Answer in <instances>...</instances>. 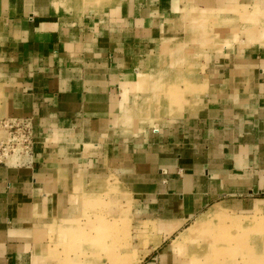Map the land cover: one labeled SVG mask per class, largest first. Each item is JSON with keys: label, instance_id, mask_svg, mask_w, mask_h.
<instances>
[{"label": "crops", "instance_id": "0c3cea01", "mask_svg": "<svg viewBox=\"0 0 264 264\" xmlns=\"http://www.w3.org/2000/svg\"><path fill=\"white\" fill-rule=\"evenodd\" d=\"M237 8L264 24V0H0L1 115L33 134L0 161V264H192V221L264 210V28L179 46ZM179 50L197 93L175 102Z\"/></svg>", "mask_w": 264, "mask_h": 264}, {"label": "rangeland", "instance_id": "374dc122", "mask_svg": "<svg viewBox=\"0 0 264 264\" xmlns=\"http://www.w3.org/2000/svg\"><path fill=\"white\" fill-rule=\"evenodd\" d=\"M221 17L224 19H222L219 24L206 25V39L201 45L198 44L197 40V25H194L191 26V28H194L189 29L191 35L194 33L193 38L184 39L185 45L179 44V46H184L186 49L189 47L190 50H197L198 48L220 50L229 46H245L247 43L250 45L252 40L245 37L248 35V32H251L253 28L256 29V27L259 30L264 28V24L261 23V16L255 15L254 21L256 20L257 23H252L251 21L253 19L247 16L245 8H237L235 11H232V13H224ZM171 58L175 67L174 84L177 83L173 93L175 92L174 95L178 97V99H174V101H181L182 97L187 96V94L191 99L194 94L197 93V89H193L186 85L184 86L183 81H181V73L182 68L188 61L191 62L195 60V63H197V57L190 56L189 58L182 50H179ZM178 69H180V71H177ZM190 74L192 75V72ZM196 74L195 72V77L197 76ZM174 95L172 96L173 98ZM1 99L0 94V161L7 158L22 161V159L27 158L29 155L22 153L21 145H18L20 143L15 139V136H17V127L9 126V123L7 125L4 124L1 115ZM10 142L13 144L12 150L14 153L5 152L1 148L2 145ZM210 211L212 210L208 212ZM206 213L192 221L187 231L183 233L184 235L179 237L180 247L178 249L181 259H189L193 262L192 264H264V210L246 215L221 213L218 217L214 216L217 218L208 215L209 219H207L208 213ZM100 219L101 218H97V220ZM101 222L102 221H99L100 224ZM112 230L113 229L109 231L108 236L105 235L106 233H103L104 231L102 229H99L93 234V238L106 239L105 241L111 244L113 241L109 240L115 239ZM78 236L80 240H78L79 242L77 245H71L73 237H70L69 240H67L68 242H61V245L64 251L66 250L69 254H73L81 259L85 257L84 253H86L87 250L85 247V234L81 232ZM122 243L123 245L127 244L126 234ZM93 250L95 256H103V252L108 249L96 247L93 248ZM104 257L107 258L111 256H108L106 253Z\"/></svg>", "mask_w": 264, "mask_h": 264}, {"label": "built area", "instance_id": "2783aa9c", "mask_svg": "<svg viewBox=\"0 0 264 264\" xmlns=\"http://www.w3.org/2000/svg\"><path fill=\"white\" fill-rule=\"evenodd\" d=\"M4 124L7 125L8 123L4 122ZM9 126H16L17 127V136H15V139L18 141V143H20L18 145H21L20 147H21L22 153H25L27 155L32 154L33 134H32V130H31L28 122H20V123L13 122V123H9ZM1 148L5 152L6 151L7 152H13L12 142L5 143L4 145H2Z\"/></svg>", "mask_w": 264, "mask_h": 264}, {"label": "bare ground", "instance_id": "6f19581e", "mask_svg": "<svg viewBox=\"0 0 264 264\" xmlns=\"http://www.w3.org/2000/svg\"><path fill=\"white\" fill-rule=\"evenodd\" d=\"M214 212H216V211H214Z\"/></svg>", "mask_w": 264, "mask_h": 264}]
</instances>
